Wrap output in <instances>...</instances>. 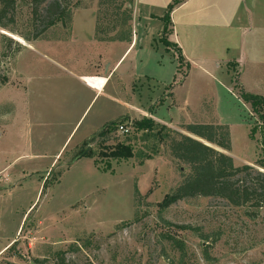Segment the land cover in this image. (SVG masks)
I'll return each instance as SVG.
<instances>
[{"label":"rangeland","instance_id":"1","mask_svg":"<svg viewBox=\"0 0 264 264\" xmlns=\"http://www.w3.org/2000/svg\"><path fill=\"white\" fill-rule=\"evenodd\" d=\"M123 1L73 0L71 23L66 19L68 26L57 24L59 30L54 28L34 42L0 28V76L8 79L0 86V264H264V208L259 218L250 219L244 207L197 197L159 210L158 204L183 182L190 168L170 156L167 142L136 131L132 123H120L130 127L129 134H111L102 146L93 135L85 142L94 158L72 162L82 149V144L74 147L82 131L65 142L69 131L61 126L67 123L58 122L47 99L52 66L39 53L78 65L87 59L111 62L116 55L112 46L70 38L69 29L74 13L75 27H93L100 2L112 14ZM132 6L123 5V10L131 9V32ZM30 16V0H16L12 28L29 33ZM2 37L21 48L30 45L10 56L16 48L13 43L4 57ZM172 47L166 46L176 55ZM168 68L159 77L153 62L138 64V74L155 78L138 84L141 104L148 110L159 108L160 116L178 122L174 131L196 140L182 122L228 125V151L201 141L231 157L235 166L256 168L255 162L264 158V106L241 102L236 79L227 91L219 74L212 84L199 76L196 67L182 63L173 73ZM186 74V84L176 90L184 105L168 111L150 106L163 100ZM260 82L250 80L249 86L259 83L260 89L252 87L249 94L264 95V81ZM125 138L130 139L126 144L132 147V158L101 156L109 155Z\"/></svg>","mask_w":264,"mask_h":264},{"label":"crops","instance_id":"2","mask_svg":"<svg viewBox=\"0 0 264 264\" xmlns=\"http://www.w3.org/2000/svg\"><path fill=\"white\" fill-rule=\"evenodd\" d=\"M171 2L172 0H133L135 21L128 42L97 41L95 26L87 28L73 25L74 13L68 37L75 35L78 36L76 38L89 40L90 44L112 46L116 55L111 62L106 58L97 61L87 59L78 65L73 60H61L56 55L47 58L39 53V57L52 66L54 79L49 80L52 89L47 99L55 108L58 122L67 123L61 126L69 131L65 134V142L71 137L73 139L81 130L82 135L74 146L77 147L107 124L117 121L130 124L149 118L156 124L175 130L178 122L175 123L171 117L160 116L159 108L157 111L154 108L148 110L138 99V84L141 80L155 79L152 74H138V64L145 66L153 62L159 77L168 67L169 72L173 73L179 65L177 56L164 46L163 39L173 46L172 49L179 50L182 63L197 68L204 81L213 84L219 74L226 83L227 91H231L234 79L246 93H251L252 87L259 91L260 80L264 81V0H185L170 13V23L164 35L162 18ZM54 28L59 30L54 26L46 34ZM29 45L22 47L20 51ZM230 64L234 65V69H228ZM186 76L187 74L176 83L173 80L175 84L170 91L164 93L163 100L155 102L156 104L151 102L150 106L165 107L168 111L184 105L179 101L176 90L184 87ZM86 79L95 80L96 87L87 84ZM250 80L258 81V86H249ZM261 97L264 98V95ZM45 98V92H42L41 101ZM237 98L243 102L238 95ZM62 113H65V117L58 118ZM216 123L228 128L224 123ZM182 124L187 125L184 122ZM61 151L60 149L56 153V158Z\"/></svg>","mask_w":264,"mask_h":264},{"label":"trees","instance_id":"3","mask_svg":"<svg viewBox=\"0 0 264 264\" xmlns=\"http://www.w3.org/2000/svg\"><path fill=\"white\" fill-rule=\"evenodd\" d=\"M185 0H172L167 6L166 13L162 18L164 23L163 34L167 33L170 23L169 16L174 7ZM132 5L133 0L123 1L116 12L109 14L107 5L99 3V8L95 16V39L101 42L130 41L131 37V9L123 10L124 4ZM16 0H0V28L9 30L12 34L26 42H34L40 39L44 33L57 24L71 23V11L75 3L73 0H30V21L28 25L29 33H18L12 27L15 24ZM122 10V11H121ZM67 19V20H66ZM106 23V26L103 24ZM5 43L3 56L10 53L13 41L7 37H2ZM164 46H172L166 40H162ZM16 48L10 56L17 54L20 45L14 43ZM178 63H182L179 50H175ZM6 75L0 76V86L7 83ZM240 99L250 104L264 106V98L259 95L249 94L240 90ZM260 118H263L262 115ZM123 121L112 122L104 126L94 137L101 146L109 141L110 135L114 134L118 124ZM136 131L145 132L148 137L157 139L161 143L167 142L170 156L175 160L186 164L190 168V174L171 193L167 194L158 204L159 210H165L170 206L185 200L197 197L218 199L225 202L231 208H246V215L250 219H257L260 211L264 208V158L255 162L256 168L248 165L235 166L231 157L216 151L204 144L215 145L216 147L228 151L230 149L229 131L222 125H186L183 127L186 132L199 140L182 135L164 125L156 124L153 120L145 118L132 122ZM254 134L250 130V137ZM93 137V138H94ZM91 137V139H93ZM89 139V141L91 140ZM202 140V141H201ZM130 139L125 138L123 142L115 145L114 150L109 155L112 159H129L133 157ZM118 142V141H117ZM87 143H82V149L76 154L72 162L82 158L92 159L94 154L86 149ZM147 156V159H150ZM135 195H138L136 192ZM119 228V227H117ZM188 230L190 227H183ZM62 256V255H61Z\"/></svg>","mask_w":264,"mask_h":264},{"label":"built area","instance_id":"4","mask_svg":"<svg viewBox=\"0 0 264 264\" xmlns=\"http://www.w3.org/2000/svg\"><path fill=\"white\" fill-rule=\"evenodd\" d=\"M90 80H93V79H90ZM86 83L89 84L87 81ZM129 132H130V127L124 124H118L116 127V131H115V133L119 135H127L129 134Z\"/></svg>","mask_w":264,"mask_h":264},{"label":"bare ground","instance_id":"5","mask_svg":"<svg viewBox=\"0 0 264 264\" xmlns=\"http://www.w3.org/2000/svg\"><path fill=\"white\" fill-rule=\"evenodd\" d=\"M86 81H87L90 85H92V86H94V87H96V85H97V82H96L95 80L86 79Z\"/></svg>","mask_w":264,"mask_h":264}]
</instances>
